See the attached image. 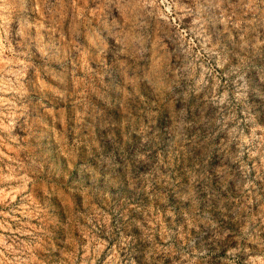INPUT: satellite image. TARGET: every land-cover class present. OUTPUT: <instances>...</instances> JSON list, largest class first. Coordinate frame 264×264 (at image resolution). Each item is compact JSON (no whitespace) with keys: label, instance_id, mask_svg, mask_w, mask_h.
<instances>
[{"label":"rangeland","instance_id":"1","mask_svg":"<svg viewBox=\"0 0 264 264\" xmlns=\"http://www.w3.org/2000/svg\"><path fill=\"white\" fill-rule=\"evenodd\" d=\"M10 3L14 16L19 6ZM32 7L30 42L10 35L0 54V123L15 120L25 129H13L12 137L0 132V264H127L121 238L129 235L137 238L132 259L149 264L145 230L155 226L162 245L160 230L172 227L168 212L176 211L175 201L169 198L165 208L151 196L137 201L127 191L72 185L82 159L114 150L108 135L128 157L129 185L145 183L140 178L153 168L131 157L141 151L142 128L159 132L164 123L173 131L156 152L164 160L160 170L167 174L170 163L180 183L193 169L213 176L220 199H213L209 215L231 241L218 250L220 264H264V249L247 241V254L229 255L245 226L264 240V0H148L142 7L133 0L118 10L109 0H50L48 9L32 0ZM16 29L13 20L10 31ZM121 32L144 43L130 39L133 55L121 51L117 58L113 47ZM113 65L118 96L109 79ZM132 72L152 80L153 95L142 83H128ZM130 93L144 102L138 111ZM129 120L140 122L134 131ZM36 135L44 137L41 145ZM86 167L90 175L97 172L90 160ZM97 212L110 224H99ZM184 227L186 241L197 235Z\"/></svg>","mask_w":264,"mask_h":264},{"label":"clouds","instance_id":"2","mask_svg":"<svg viewBox=\"0 0 264 264\" xmlns=\"http://www.w3.org/2000/svg\"><path fill=\"white\" fill-rule=\"evenodd\" d=\"M19 6L18 12L13 16V7L10 0H0V54L5 50V46L10 44V35L18 43H29V32L31 29L30 19L34 14L32 7V0H13ZM113 4L114 10L123 8L126 4L131 7L133 0H109ZM148 0H143V3H147ZM41 9H48L50 0H38ZM141 0H135L137 7H142ZM16 23L17 29L10 31V24ZM103 23V22H101ZM118 27V26H114ZM134 27H140L139 24H134ZM119 38L114 41L113 53L119 57L121 51L128 55H133L130 51L129 40H134L140 44L144 43L143 37H129L127 33L121 32L118 34ZM109 39L111 37L109 36ZM11 51L9 47L7 49ZM113 71L109 76L112 81L111 90L113 96H118L117 90L118 72L115 71V65H113ZM22 75V73H21ZM131 77L128 81L129 84L135 85L136 83H142L144 90L151 96L152 92V80L147 77L137 74L135 72L130 73ZM8 90V89H3ZM171 89H169L170 91ZM132 110L138 111L144 104L140 101L134 93H130L128 97ZM239 100L240 97L238 96ZM111 107L113 110H118V102H114ZM150 111V109H149ZM154 117L148 115V119L152 120ZM129 123L133 125V131L139 121H131ZM20 127V131L25 129L18 126L15 120L8 125L0 123V132L7 133L9 137H12L13 129ZM192 127V125H180V128ZM31 132V130H28ZM101 131H104L102 128ZM108 131H112L111 128ZM173 129H169L167 124H161L159 132L149 125H145L141 130V151L135 156L131 157L134 162L145 169L152 167V175L149 177H141L140 180L145 182H137L129 185L126 178V165L124 164L126 155L116 149L115 136L108 135L106 143L113 145V151L108 153H96L90 157L82 159L81 166L77 172L76 180L73 183L74 188H79L83 184H87L88 187L97 193L109 192L114 195H122L126 191L131 193V197L137 201L144 199L146 196L161 199V204L165 208H171L169 204V198L175 201L176 211H169L168 215L172 217V227H165L160 230V237L164 241L162 245L157 246L155 239L156 229L155 226L145 230L144 239L150 242L151 248L147 256L149 264L157 257H172V264H220L218 250L223 247H227L231 241L228 239L230 236L229 231L216 223L209 212L213 207V199L219 200V193L215 192L212 187L213 176L210 174V170L201 169L197 172L193 169L188 175L187 183H180L179 180L172 178L173 169L171 164L165 165L167 168V174L162 172L161 166L164 165V160L156 156V152L159 147L168 145L171 140V132ZM151 133V135H149ZM167 133V135H166ZM156 135L160 136L159 142L155 140ZM183 133L177 135V139H180ZM19 140L21 137H15ZM35 142L38 145L42 144L44 137L36 135L34 137ZM255 155V153H253ZM91 161L96 165L97 172L89 174L87 171V163ZM35 164V160L32 161ZM154 166V167H153ZM39 170V167H37ZM76 171V170H73ZM87 177V179H85ZM67 187V185H66ZM160 193H167L161 197ZM190 206V208H189ZM189 208L190 215L185 216L183 209ZM96 215L101 219L99 224H110V217L105 213L97 212ZM125 221H127L128 213H122ZM183 221L184 223H179ZM91 223V220H89ZM137 226L144 228V225L139 221L136 222ZM227 223V221H225ZM186 224L187 230L195 228L197 235L192 239L186 241L184 225ZM96 227L95 225L93 226ZM173 228L176 231H173ZM136 239L133 236H127L121 238V245L125 251L127 257V264H136V261L132 259L135 253L133 245L136 244ZM237 239V247L229 249V255L236 257L238 255H245L249 252L247 247H244V242H250L252 244H258L261 249H264V240L259 239L257 232H249L247 226L242 230V234ZM199 245V248H197ZM217 251H213V249ZM179 259H175V257ZM234 264V261H233ZM249 264V262H246Z\"/></svg>","mask_w":264,"mask_h":264}]
</instances>
